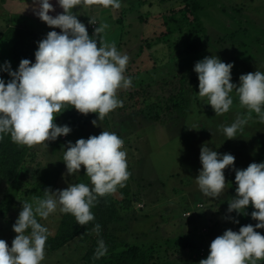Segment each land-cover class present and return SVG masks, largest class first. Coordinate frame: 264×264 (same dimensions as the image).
<instances>
[{
    "label": "rangeland",
    "instance_id": "rangeland-1",
    "mask_svg": "<svg viewBox=\"0 0 264 264\" xmlns=\"http://www.w3.org/2000/svg\"><path fill=\"white\" fill-rule=\"evenodd\" d=\"M193 1L202 5L200 19L207 32L203 36L205 51L189 56L184 54L185 33L178 30L167 39L163 37L167 31L166 17L184 20L185 24L186 0H121L119 9L82 2L73 9L90 37L97 27L108 25L95 38L114 44L121 54L129 56L124 75L131 77L132 86L117 91L122 106L101 121L96 113L79 116L76 126L64 117H55L58 126L67 125L72 129L66 140L60 136L55 141L25 146L26 160L16 177L21 190L9 212L11 220H17L24 202L43 198L45 189L55 192L81 180L90 184L83 166L78 174L67 173L62 160L64 151L69 141L75 143L80 138L109 131L124 141L122 150L127 153L130 174L124 186L129 195L111 193L114 200L123 202V219L110 224L112 239L129 245L170 243L164 245V250L168 247L167 256L178 264H195L191 248L197 242L198 231L190 223L197 220L200 229H207L205 240L208 242L225 230L238 232L241 226L257 223L251 219L250 213L254 210L251 204L246 209L248 215L228 213V202L236 195L234 180L225 176L223 192L217 198H209L198 189L195 178L202 168L199 159L202 145L219 154L233 155L234 169L243 170L253 162H264V123L252 113L243 131L227 139L221 126L231 125L238 115L247 116V109L240 106L233 91L230 110L216 115L198 96V75L193 69L198 61L215 55L222 62L233 64L231 82L237 86L242 74L264 72V0ZM50 3L55 11L49 15L55 17L63 12L56 0ZM16 27L45 36L53 30L61 31L34 15L33 0H0V37ZM2 57H5L3 53ZM180 90L184 91L188 103L184 114L177 107L168 109L165 104L167 98ZM93 120L98 126L92 124ZM10 184L0 180V201ZM187 213L191 215L186 216ZM63 217L58 207L46 219L38 218L48 228L49 235L55 237ZM228 217L238 219L239 224ZM255 230L264 235V229ZM16 235L12 225L0 217V239L11 247ZM176 242L180 246H175ZM91 246V240L76 239L59 251H44L42 264H95L87 256ZM258 264H264V260Z\"/></svg>",
    "mask_w": 264,
    "mask_h": 264
},
{
    "label": "clouds",
    "instance_id": "clouds-1",
    "mask_svg": "<svg viewBox=\"0 0 264 264\" xmlns=\"http://www.w3.org/2000/svg\"><path fill=\"white\" fill-rule=\"evenodd\" d=\"M63 12L55 17L49 15L55 8L50 0H33V12L53 30L38 42L35 62L22 59L13 71L11 63L0 65V72L11 78L7 82L0 76V140L10 135L12 142L33 146L55 141L67 136L72 129L58 126L54 120L66 109L75 108L87 115L96 113L99 121L122 106L117 97L119 89L132 86L131 77L124 75L129 56L121 54L114 44L102 43L98 37L108 25L95 29L90 37L84 23L73 9L82 2L99 3L103 7L119 9L121 0H56ZM99 42V46H98ZM232 63L222 62L217 56L205 57L194 65L198 75V96L210 105L216 115L227 113L233 105L235 91L239 104L247 109V116L238 115L229 126H221L227 139H233L255 113L264 123V72L242 74L239 86L232 83ZM92 124L97 125L93 120ZM124 141L115 132L102 131L75 143L69 141L63 154V162L69 175L78 174L81 167L90 184L71 183L66 189L44 190L43 198L33 203L24 202L13 224L17 234L11 247L0 239V264H42L49 230L38 222L57 211L71 214L79 225H87L95 219L91 209L98 197L111 194L123 187L129 177L127 153ZM202 168L195 178L198 189L209 198H217L226 187L224 170L234 168L235 157L219 154L202 145L200 151ZM235 170L236 195L228 202V213L248 215L251 204L253 226H241L239 231L225 230L210 244L209 255L199 264H258L264 260V235L255 229H264V162L251 163L246 169ZM233 223L239 220L228 217ZM101 226L95 225L99 234ZM107 246L101 239L94 259L107 254Z\"/></svg>",
    "mask_w": 264,
    "mask_h": 264
},
{
    "label": "trees",
    "instance_id": "trees-1",
    "mask_svg": "<svg viewBox=\"0 0 264 264\" xmlns=\"http://www.w3.org/2000/svg\"><path fill=\"white\" fill-rule=\"evenodd\" d=\"M201 8L202 5L200 3L193 0H186V5L183 9L185 13L183 18L186 20V25L183 24L184 20L181 22V20L173 16L165 18L167 31L163 37L167 39L178 30L185 33L187 36V43H184V54L188 56L198 55L205 51L203 36L206 35L207 31L200 19ZM45 37V35L32 29L17 27L8 29L0 37V54L3 53L5 55V57L0 58V64L3 65L5 61H9L12 70L15 71L18 69L19 63L22 59H29L34 63V53L38 50V42ZM0 76H2L5 81L6 77L11 78L6 72H0ZM165 104H167L168 109L177 107V109L183 114L188 106V103L184 98L183 90L172 94V96L166 99ZM70 107L71 106L57 117H64L71 122L72 126H76L78 124L77 119L79 116L83 118L84 114H81L75 108ZM262 146L264 148V143ZM26 152L27 149L25 146L12 142L10 135H6L3 140H0V180L11 183L6 195L2 201H0V217L12 226L15 221L9 218V212L12 210L21 190V183L16 177L26 160ZM224 175L230 180L235 181V170L233 167L226 168L224 170ZM80 182L85 183L82 180ZM125 185H127V181L124 182L123 187L118 186L116 191L127 196L129 193L126 191V188H124ZM235 186L237 187L236 183ZM122 203L123 202L114 200L111 197V194L98 197L95 206L91 209L95 219L83 226L77 223L73 215L64 214L56 236L51 237L48 234L44 251H59L70 242L76 239H81L82 241H92V246L87 256H89L90 261L95 264H178L171 259L170 256L166 255L168 247H166L167 250H164V245L166 246L170 243L163 244L160 242L150 245H129L117 242L110 237V224L123 219L121 214ZM199 204H197V206ZM37 219L38 222L41 223L38 217ZM96 224L101 226L100 232L97 236L94 235L97 233L95 230ZM190 226L195 229L196 233L198 231L196 234L197 242H195L191 248V257L194 263L198 264L200 250L208 245V243H211L212 240H210V242L205 240L207 231L203 233L202 230L206 228L200 229L197 225V220H195V223H190ZM101 239L107 246V254L100 259H94V253L98 247V241ZM174 245L180 246V242H176Z\"/></svg>",
    "mask_w": 264,
    "mask_h": 264
},
{
    "label": "built area",
    "instance_id": "built-area-1",
    "mask_svg": "<svg viewBox=\"0 0 264 264\" xmlns=\"http://www.w3.org/2000/svg\"><path fill=\"white\" fill-rule=\"evenodd\" d=\"M91 28L94 29L95 28V24H92L91 25ZM62 139H66V136H61ZM124 145V144H123ZM198 207H203V205H198ZM191 214L190 213H187L186 216H190ZM207 230L206 229H203L202 232L205 233ZM209 248L210 246L209 245H206L205 247H203L200 252H199V262L200 260L202 259H206L207 256L209 255ZM199 264V263H198Z\"/></svg>",
    "mask_w": 264,
    "mask_h": 264
},
{
    "label": "crops",
    "instance_id": "crops-1",
    "mask_svg": "<svg viewBox=\"0 0 264 264\" xmlns=\"http://www.w3.org/2000/svg\"><path fill=\"white\" fill-rule=\"evenodd\" d=\"M88 7H90V5H89ZM43 35H44V34H43Z\"/></svg>",
    "mask_w": 264,
    "mask_h": 264
}]
</instances>
